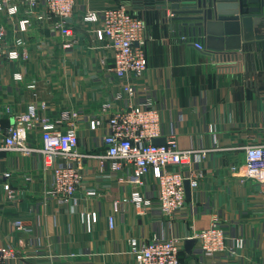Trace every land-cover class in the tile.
<instances>
[{
    "label": "crops",
    "instance_id": "1",
    "mask_svg": "<svg viewBox=\"0 0 264 264\" xmlns=\"http://www.w3.org/2000/svg\"><path fill=\"white\" fill-rule=\"evenodd\" d=\"M127 3L146 21L151 15L153 19L147 28L152 38L144 45L148 68L136 83L138 100L150 99L161 109L158 139L165 142L175 136L182 148L206 150L204 158L195 156L192 163L193 168L205 171V177L199 188H190V198L175 219L165 218L157 205L142 216L128 200L133 190L127 179L131 168L112 172L106 164L101 170L96 159L88 158L81 162V187L62 206L47 195L52 175L43 171L40 154L0 151V245L16 254L0 264H136L128 254L130 239L186 238L208 227L213 216L230 239L243 238L245 248L237 255L204 258L195 245L183 264H264V182L241 183L230 173L234 159L244 158L242 146L264 142V57L257 58L253 78L246 77L243 64L215 66L207 51L172 34L157 10L136 0ZM119 4L121 0H76L72 26L78 41L71 48L62 46L65 38L51 21L21 32L16 22L1 17L7 43L12 46L22 37L30 57L10 61L0 56V109L9 104L15 114H21L34 105L40 114L53 119L76 110L81 114L79 150L104 153L101 140L107 130L101 104L109 101L114 109L126 105L114 98L122 80L105 70L113 65L112 53L95 38L91 26L81 29L79 18L85 10ZM15 73L22 74V80L14 79ZM44 103L46 108H42ZM98 118L103 124L92 131L89 121ZM40 135L38 129L33 136L37 143ZM6 172L10 176L2 177ZM5 183L10 184L13 196L5 191ZM89 189L96 195L88 196ZM143 192L155 196L152 177ZM89 211L98 214L91 232L81 221V214ZM111 215L116 221L112 229ZM18 219L23 221L21 229L14 225Z\"/></svg>",
    "mask_w": 264,
    "mask_h": 264
},
{
    "label": "built area",
    "instance_id": "2",
    "mask_svg": "<svg viewBox=\"0 0 264 264\" xmlns=\"http://www.w3.org/2000/svg\"><path fill=\"white\" fill-rule=\"evenodd\" d=\"M128 1L131 0H121L118 6L100 10H85L79 18L81 29L91 26L95 38L111 51L114 62L112 66H105V70L122 80L121 91L114 98L124 100L126 105L114 109L109 101L101 104L107 130L101 140L105 152L94 154L79 150L78 120L81 114L78 111L62 112L60 119H53L40 114L34 105L24 113L15 114L9 104L0 109V151L25 156L40 154L43 171L52 175L47 195L56 198L62 206L69 204L83 183L81 162L84 159H96L101 170L109 164L112 172L130 167L127 179L133 190L128 200L138 214L147 215L157 205L165 218L175 219L187 202L185 181H189L191 189H197L205 177V171L193 168L192 163L195 156L204 158L206 150L182 148L175 136H170L163 144L153 143L161 135V109L150 99L138 100L136 88L137 81L148 68L144 45L152 36L147 31V21L130 9ZM75 4L76 0H0V20L5 17L16 22L21 32H26L35 23L51 21L53 28L65 38L62 46L71 48L78 41L72 26ZM155 6L147 8L156 10ZM180 39L192 43L198 50H206L199 38L181 35ZM0 56L10 61H27L30 57L28 44L22 37H17L12 46L7 43L6 28L1 21ZM209 57L219 67L243 64L246 77L253 78L257 58L264 57V47L249 46L236 53L211 52ZM22 78V74H14V79ZM42 108H46L45 103ZM4 119L10 122L4 124ZM102 124L103 120L99 118L89 121L92 131ZM38 129L40 143L33 138ZM242 149L244 158L234 159L231 163V176L241 183L248 180L263 183L264 142L244 145ZM9 176L10 172H6L2 177ZM149 177H152L156 191L152 198L143 192ZM4 188L10 197L13 196L9 183H5ZM86 193L96 195L92 189ZM114 208L118 210V201L114 202ZM81 221L91 232L98 223V214L83 212ZM108 222L111 229L115 227L113 215L108 217ZM22 224L19 219L14 222L17 229H21ZM188 238L196 239L195 245L204 258L237 255L245 248V240L239 237L230 239L219 218L213 216L208 227L194 231L186 238L153 237L146 242L132 238L128 242V254L136 264H180L184 241ZM15 257L13 249L0 245V263Z\"/></svg>",
    "mask_w": 264,
    "mask_h": 264
},
{
    "label": "water",
    "instance_id": "3",
    "mask_svg": "<svg viewBox=\"0 0 264 264\" xmlns=\"http://www.w3.org/2000/svg\"><path fill=\"white\" fill-rule=\"evenodd\" d=\"M155 7L172 34L198 37L208 53L264 47V0H158ZM153 143L165 142L155 138ZM185 189L189 199L188 180ZM196 242L184 241L186 258L192 256Z\"/></svg>",
    "mask_w": 264,
    "mask_h": 264
},
{
    "label": "trees",
    "instance_id": "4",
    "mask_svg": "<svg viewBox=\"0 0 264 264\" xmlns=\"http://www.w3.org/2000/svg\"><path fill=\"white\" fill-rule=\"evenodd\" d=\"M136 1H138L141 4H145L146 6H149V7H154L158 3V0H136ZM152 14H153V12H152ZM158 15H159V13H158ZM139 16H141V15H139ZM155 16L157 17V13L155 14ZM150 18H152V15ZM150 18L147 19L148 24H149L150 20L153 21V19H150ZM4 124H7V122L5 120H4ZM184 260H185V254H184V252H182L181 257H180V261H181L180 264H183Z\"/></svg>",
    "mask_w": 264,
    "mask_h": 264
}]
</instances>
